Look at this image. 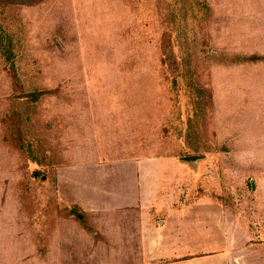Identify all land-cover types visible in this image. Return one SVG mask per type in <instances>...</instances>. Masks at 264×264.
I'll return each mask as SVG.
<instances>
[{"label":"rangeland","instance_id":"obj_1","mask_svg":"<svg viewBox=\"0 0 264 264\" xmlns=\"http://www.w3.org/2000/svg\"><path fill=\"white\" fill-rule=\"evenodd\" d=\"M177 162L175 205L264 215V0H0V264H150L133 209Z\"/></svg>","mask_w":264,"mask_h":264},{"label":"crops","instance_id":"obj_2","mask_svg":"<svg viewBox=\"0 0 264 264\" xmlns=\"http://www.w3.org/2000/svg\"><path fill=\"white\" fill-rule=\"evenodd\" d=\"M190 162L193 165L195 163ZM190 162L186 164L189 163L190 168L195 167ZM168 164L174 168L168 175V182L164 180L165 174L157 165L158 183L157 192L152 193L154 198H150L148 186L144 206L133 209L134 217H140L136 223L142 228L141 245L149 249L147 261L150 264H254L248 260L235 262L236 259L231 257L229 250L231 248L250 250L254 247L252 246L254 235L259 232L251 227L247 228L246 224L260 220L264 216L263 209L257 211V215H255L257 212L248 214L247 217L254 216L255 219H243L240 217L241 212L235 214L229 210L222 201L223 198L216 196L213 190H208L202 183L197 185L192 194L184 198L185 205H175L182 198V195L176 192L175 188L179 183L175 184V181L182 172H187L180 170L182 164H186L183 162ZM188 174L190 179L197 180L192 172ZM171 189H174L173 193L170 192ZM261 201L264 199L261 198ZM136 204L139 205L138 202Z\"/></svg>","mask_w":264,"mask_h":264},{"label":"water","instance_id":"obj_3","mask_svg":"<svg viewBox=\"0 0 264 264\" xmlns=\"http://www.w3.org/2000/svg\"><path fill=\"white\" fill-rule=\"evenodd\" d=\"M196 156H188L185 157L186 160H195Z\"/></svg>","mask_w":264,"mask_h":264}]
</instances>
